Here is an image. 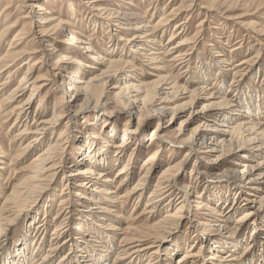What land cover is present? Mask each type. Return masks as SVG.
<instances>
[{
  "label": "bare ground",
  "instance_id": "1",
  "mask_svg": "<svg viewBox=\"0 0 264 264\" xmlns=\"http://www.w3.org/2000/svg\"><path fill=\"white\" fill-rule=\"evenodd\" d=\"M12 1L14 0H10L9 2ZM81 1L85 2L84 4L88 5L89 8L99 7L98 12L110 17V23H114V26L116 27L119 26V24H116L117 21H124L125 19L130 18L126 21L132 22L135 21L132 18H136L137 16L130 10L121 8L117 5L118 3L113 5L97 4L98 1H102L103 3L107 0ZM15 2H18L17 4L20 6L18 12L24 9V7L29 8V11L22 17V20H31L29 22L31 31L30 34L28 33L29 35H26L27 33L25 32H20L18 35L14 36L10 48L4 55L0 56V76L10 72L13 67H17L22 56L31 54L42 56L41 61L34 62V70L31 68L28 69L27 72L20 77V83L10 91L5 98L7 104L18 101L17 106L12 110L11 114L14 112L17 113V121L20 120L19 123H21L23 119L25 120L31 117L35 100L41 95L42 91L47 88L48 84L42 83L43 81H46V79L41 77L34 78L33 75L39 70L47 68V59L56 54L53 42L62 35L64 31V23L60 20L59 16L56 15H48V17H45L44 15L49 14V12L45 10V8H38L39 6H36L37 4L35 3V0H15ZM192 3L194 2L192 1ZM75 6V3L70 4L69 11L73 13V16L78 13ZM192 6L194 5L190 4L189 7L186 6L187 9H184L182 6L173 8L172 11L165 13L160 17L155 28L151 27L144 21L134 24L126 23L124 28H122L125 30H132L131 37L126 40V43H129L127 54L140 57L144 62L147 61L151 64H156L154 66L155 73H165L157 78H155V76L154 80L150 79L151 81H144L141 79L140 81H136L138 80L139 75L132 76V79L134 80H127L128 75L120 69H114L119 63H121V59L115 60L111 58L110 54L112 53L105 49H101L100 52L103 53L98 55V52L93 49L92 43H84L80 38L72 36L71 34L67 40V42H69L67 45L76 46L80 43L81 46H83L82 50L84 51V54H89V58L93 60L95 65L94 67L88 65L87 68L96 71L89 70L87 72V77H76L71 80V78L67 77V69H71L70 61L76 59L70 55L62 54L60 57L59 68L57 69L58 71L55 72V70H48L52 78L51 83L53 86H56L57 91L61 90L62 94H64L58 102L59 109L52 114L50 118L44 116L33 125L27 123L24 129L20 131L17 135L18 143H21L22 140L28 136H31L32 140L22 147V154L16 160H21V156L24 153L27 155V152L29 151L30 154H33V152L38 150L39 147H42L45 138H47L46 136H48L47 134L49 132L54 134L63 120L67 119L73 122L78 120L82 116L78 113L79 111L85 110V113H100L104 103L107 102L102 101L101 94L100 96L97 94L95 96L94 92H96L102 81H109L110 79V81H115L118 85L119 82L124 81L121 86L116 88H119V94H122L121 99L124 104V109L121 110H123L122 112H124L129 118V121L131 122L134 116H138L137 118L140 120H150L153 118L159 120L156 129L150 133L152 134L151 143H153L157 133L158 137H161L160 133L164 131V127L161 125L164 124L165 116H167L168 111L171 110L167 104L170 105V103H172L176 105L172 108L174 114L170 119V122L174 119L177 112L186 114L187 118L181 123V129L179 128L180 131L176 136L177 138L172 141L170 140V142L167 138L161 137L160 145H164L165 141L166 143L168 142L173 145L177 144L183 148L189 147V151L198 156L196 159L210 160L209 162L207 161V163L215 164L222 159L223 156L226 157V160L221 161V163H228L229 165L222 170L220 175H217V177L221 176L220 179H214L212 181L219 182L226 180L228 185H232V188L236 187L238 189L235 192L238 196L234 197L232 205H230L229 202V196H231L232 190L227 191L229 194L228 198L226 197V199H223L222 204H219L222 197L214 195L213 199H217V205L222 206V209L220 210L221 212L211 204L213 202L211 200L210 202L204 201L200 197L192 199L193 194L197 190V186L192 183H186L184 177L180 174L185 169L186 164L184 162H186V157L190 154L188 152L183 159L174 164L167 165L161 171L150 195L147 194L155 170L154 165L158 154L156 152L144 159L140 173L135 170L129 171L126 166H124L117 171L115 179L109 178V170L112 167L111 164L122 162L124 159L123 157L126 154L124 153L126 150H122V148H126L125 146L129 142L126 130L130 133L132 132L131 134L133 135L139 130V127L133 129L131 123L128 122V126L125 127L126 130L124 132L123 142L121 144L109 145L107 142L109 141L111 143L112 140L110 138H115V135H117L118 132L116 131L117 125H111L112 122L116 121H108L110 122L111 130H108L106 135L100 136L101 142L99 143L111 147L114 146V158L111 161L109 160V158H111L109 154L111 151L110 149L104 150L106 148H103L100 151L101 153H99L97 151L99 149L98 144L95 142L93 143L97 145V148L94 147L93 150L88 148L89 150L86 149L88 151H83V148H80L82 151L81 155L83 156V163L82 165L74 164V167H72V165L69 166L70 168H74V170L70 172L68 180L63 186V191L68 190L65 188L66 186L68 188L71 186L72 188L70 187L69 189H71L72 194H74L73 185H76L83 190L90 188L88 195L81 193L82 191H75V196L83 198L82 205H86L85 207L88 208L85 213L89 218L86 222H81L80 229L84 228L82 232H79L74 228V222L72 220L74 215L71 217L65 216L68 208L71 209L68 212L69 214L74 212L72 206L65 207V209L63 208V206L66 205H63L64 203L67 202V205L70 204V201L72 200L71 195L68 198L64 197V199L60 201V204L63 206L61 207V211L57 214V218L52 220L51 227H53V233L50 240H47L46 237L50 220H47L46 218H44V220L38 218L35 219L33 214H29L31 213L32 206L26 207L29 199L38 197L36 199V201H38L51 186V183L54 180L59 179L60 174L65 172V147L64 144L61 143L63 137H59L54 142L50 141L42 151L38 150L39 152L34 156L32 163L26 169L24 179L18 186L13 187L9 197L4 200L0 207V264H9L11 262L14 264H47L51 254L57 252L59 248H65L66 246H73L70 258L74 260L75 264H104L105 261H109L110 259L111 264H163V260L169 261L171 256H173V253H177L179 250L177 243L173 244L174 242L172 241L169 244L171 249L168 250L167 253H164L165 236L173 238L175 234H178L177 231L179 227L187 225L185 219H191L190 222L196 223L192 225V229H195L196 232H199L200 227L203 225L207 226V224L196 222V220H194L195 211H198L197 213H200V215L205 218L204 220L209 222L213 221V223L208 224V227L215 228L216 231L219 232L215 236H209L208 233L204 232V234L202 233L203 237L199 240L200 244H202L201 247L205 245L211 248L215 247V243H220V248L214 253V257H210L212 251L210 252L207 264H210V261L215 257L220 259V264H236L238 262V264L246 263L239 261L240 259L234 256L236 252L234 247L240 246L241 242L244 241V236L239 234L236 235V230H239L240 228L245 229L248 225H252L255 216L258 215L257 213L260 214V209L264 206V198H261L258 194L264 186V116L257 117L258 109L251 110L249 105L253 103L258 106V108L260 105L264 107V95L261 98L263 105L259 103V101L253 102V99L248 97L249 92L247 91L240 95V98H245L246 103L244 102L241 104L242 101L240 102L239 99L238 102H236L229 98V96L226 95L227 93L225 94V92L223 93V91H220L218 87L209 88L208 82L211 77V70L206 69L205 66L200 67V69H204V71L196 70L193 74L196 75V78L198 79L191 82L192 88L180 84L179 81H177L183 74L190 70V61L196 50L194 44L202 36V22H204V20L198 25L197 31H195L191 37L188 35V24L191 22V18L195 12V8H192ZM8 7L10 8V6ZM203 8L204 6L202 9ZM204 9L212 11V8L210 7ZM36 10L38 11V14L39 12L43 14L40 15V21L34 25V19L37 17V13H35ZM8 11L9 9L5 10V12ZM184 12L188 13L189 17L175 25L174 33L168 39V42L166 43L167 45H163L159 36L157 37V33H166L169 30L171 22L177 20ZM8 17L9 16L6 15V18ZM137 20L138 19H136V21ZM18 24L19 20L17 19L2 29L0 33V45L4 38H7V36L17 28ZM29 38H32V41L38 45L37 50L31 53L28 51V42H26ZM175 38L179 40L176 42L173 41ZM195 39L196 42L194 41ZM81 42L84 44L82 45ZM119 44L120 43H117V41L114 43L112 42V46L114 47H120ZM126 46L127 45L123 46V51H125ZM217 56L220 58L218 60L215 59L214 66L218 72H223L225 76L229 74L232 75L230 87L234 86L237 82V78L243 70L242 67L247 65V61L239 62L232 68L228 69L227 67L231 66V60L225 55L222 56L221 54H218ZM143 61L140 62L144 63ZM160 63L164 65H161ZM38 64H42V69L37 68ZM166 69H169L170 71L165 72ZM81 70L77 69L74 73L83 74ZM9 79L10 76L3 81V85L9 83ZM174 79H176L177 82H174ZM69 80L71 82H69ZM66 87L67 90H65ZM25 97L26 99H24ZM186 99H188V101H184ZM80 100H82L81 104L84 105L79 109L77 103ZM202 101H204V103L206 102V104L199 108L198 105ZM100 103H102V105H99ZM237 109H239L241 113H237ZM209 111H212L211 114H207ZM36 118L37 117H34V119ZM108 122H106V124ZM197 122V126L193 128L194 130L189 132L190 134L186 136V131H189L190 125ZM184 136H186V138ZM226 146H229L227 152L225 151ZM105 152L107 153L105 154ZM216 152H220V154L217 155L215 159L211 160V157H214ZM241 154H244L245 156L242 157L243 161L240 163L243 164V168L239 170V167L237 168V166H235L237 163H235L234 160H237L239 157L241 158ZM0 156H7L1 146ZM132 159L133 156L130 157L129 161H132ZM17 161L10 162L7 165L8 168L11 169V178L17 174ZM1 164H5V159L2 160ZM3 168L5 167L0 166V170H3ZM210 168L213 170L212 166ZM4 170H6V168ZM209 172L210 169L204 167L200 173L206 175L207 179H210L208 178ZM135 176H138V180L132 187L126 188V192L123 196H120V198L123 199L122 201L124 202L125 200V202L128 203L133 201L136 209L138 203L147 200L143 215L152 218L162 210H165V213L158 223L150 229H147V232H140V236L124 239L119 246H115V241L120 237L117 224L113 223L109 225L108 222L104 223L102 221L106 222L111 220V215L115 212L113 209L115 208V205L119 203L116 199L119 191L128 186ZM107 183L110 187L106 185ZM114 185L117 187L115 188ZM246 186H250L251 190L254 191L253 197L247 196L248 194L245 192ZM100 193L102 194V198H99L98 196ZM65 194L66 193L63 192V195L61 194V196H65ZM21 200H23L22 202L24 203H22ZM78 200L81 199L78 198ZM94 202L95 204L91 206L90 203ZM76 203L78 202L76 201ZM239 204L243 205L241 206ZM226 205H228V207L226 208V212H224L225 210H223V207ZM247 208L250 209L237 219L238 222L235 224L236 228L234 231L227 232V229L229 228L228 223L234 210H245ZM45 213H47V209L45 210ZM24 217L31 218L32 224H26L24 226L26 234H20L15 237L17 238L16 245L9 250L5 243L10 242L11 232L18 228L19 225L23 224ZM33 223L37 225L33 235L35 251L30 254L28 253L29 244L27 243L28 239L26 235L33 229ZM115 223H117V218ZM87 232H91L96 240L88 237L84 239L83 236ZM223 232L226 233V235H223ZM219 236L222 240L219 238L218 241H215ZM252 242L257 244L260 243L259 245L262 243V241L259 242L256 239ZM46 243L49 244V247L46 254L43 255L42 249ZM74 243L77 244V246L74 245ZM193 245L183 257H180L178 264L188 261H192V264H196L195 261L197 260L191 258H198L199 254L198 252H195ZM229 247L232 249L227 251ZM250 247L251 246H247L240 256L247 257L250 252L253 251ZM5 252L9 253L8 258H5ZM80 252H82V254L77 256V253ZM231 252H234V254H230ZM219 253H226L230 258L227 256H225L227 257L225 258L223 255L221 257ZM67 255L68 252L63 255L62 258L67 257ZM147 256L148 259L142 263V259ZM163 256L166 257V259H163ZM68 258H66V260ZM63 263L64 260L58 264ZM166 264L171 263L166 262Z\"/></svg>",
  "mask_w": 264,
  "mask_h": 264
},
{
  "label": "rangeland",
  "instance_id": "2",
  "mask_svg": "<svg viewBox=\"0 0 264 264\" xmlns=\"http://www.w3.org/2000/svg\"><path fill=\"white\" fill-rule=\"evenodd\" d=\"M9 1L10 0H0V33L2 29L6 27V25L16 21L17 19L19 20V24L17 28L14 29L11 34L7 36V38H4L3 42L1 43L0 56L4 55L6 51L10 48L12 41L14 40V36L18 35V33L20 32H25L27 33L26 35H29L31 31L29 25V22L31 20H22V17L27 14L29 8L24 7V9L18 12L20 8V6H18L19 4H17L18 2H15V0L12 2ZM192 1L194 3H192ZM35 3L37 4V7L39 6L38 8H45V10L49 12V14L44 15L45 17H48V15L59 16L60 20H62L64 23V31L62 35L59 36L57 40L53 42V46L56 49V54L47 59L48 67L42 69V64L37 65V68H41L42 70H39L38 72L34 73L33 77H41L43 79H46V81H43L42 83H46L48 85L47 88L42 91L41 95L37 99L35 98L36 100L33 105V112L31 117L25 120L23 119L21 123H19L20 120L17 121V113L14 112L11 114L12 110H14V108L17 106L18 101H15L11 104H7V102H5V98L6 96H8L10 91H12L20 83V77H22L28 69L31 68L32 70H34V62L41 61L42 56L36 54L22 56V58L19 60V63L17 64V67H13L10 72H7L0 76V146L7 154L6 157L0 156V166L5 167L7 170H4L5 168H3V170H0V207L3 204L4 200L9 197L13 187L18 186L24 179L26 169L32 163L34 156L39 151H42L50 141L54 142L59 137H63L61 143H63L65 147V172L60 174L59 179H56L51 183V186L46 190L48 192L45 191V193L38 201H36L38 197L34 198L33 195L32 197L34 199H29L26 207L32 206L31 213L29 214H33V217L35 219L38 218L44 220V218H46L47 220H50V225L48 226L46 233L47 240H50L53 233V227H51L52 220H55L57 218V214L61 211V207L65 204L66 205L63 206L64 209L65 207L72 206L74 210L73 213L69 214L68 212L71 209L68 208V211L66 212L65 216L71 217L74 215L72 219L74 222V228H76L79 232H82L84 228L80 229V226L82 221L86 222V220L89 218V216L85 213L88 208L85 207L86 205H82L83 198L75 196V191H82L81 193H85L86 195H88V193L90 192V188L83 190L81 188H78L76 185H73L74 194H72L71 189H69L71 186H69V188L66 186L65 188H67L68 190L64 191L63 186L66 184L70 172L74 170V168H70L69 166L72 165V167H74L77 164L82 165L83 163V156L81 155L82 151L80 150V148H83V151H88L89 149L93 150L94 147L97 148V145L95 144L97 143L99 147L97 151L99 153H101L100 151L103 148H106L104 150L110 149L111 151L109 152V154L111 158H109V160L111 161L114 158V146L111 147L99 143L101 142L100 136L106 135L108 130H111V121L117 122H112L111 125H117L116 131L118 132V134L115 135V138H110L112 141L111 143L109 141L107 142L109 145L121 144L123 142L124 132L126 130L125 127L128 126V122L131 123V127L133 126V129L139 127V130L133 135L131 134L132 132L130 133L128 130H126L129 142L126 144V148H122V150H126L124 152L126 154L124 155V159L122 160V162H119L118 164H111V169H108L109 178L115 179L117 171L123 168L124 166H126L127 170L129 171L135 170L136 172L140 173V169L143 166L144 159L156 152L158 154L154 165L155 170L147 194L150 195L154 189L153 187L155 186L161 171L167 165L174 164L183 159L185 157V154L188 152L190 154L188 157H186V162H184L186 164L185 169L180 174H182L181 176L184 177V181L186 183H192L193 185L197 186V190L193 194L192 199L200 197L204 201L210 202L211 200L213 201L211 204H213L220 211L222 209V206L217 205L218 201L217 199H213L214 195L222 197V199H220L219 201V204H222L223 199H226V197L228 198L229 194L227 193V191L232 190L231 196H229V202L230 205H232V200L235 196H238L235 193L238 189L236 187L232 188V185H228L226 180L219 182L212 181L214 179H220L221 176L217 177V175H220L222 170H224L229 165L228 163H221V161L226 160V157L223 156L224 158L222 157V159H220L215 164L207 163V161L209 162L210 160H201L199 158L196 159L198 156L196 154H192L189 151V147H187V149L180 147L177 144L173 145L168 142L166 143L165 141L164 145H160V141L162 139L161 137H165L169 141L175 140V138H177V134H179L178 132L181 129V123L187 118L186 114L177 112L174 116V119L170 122V119L173 117L174 114L172 108L174 107V105H176L172 103H170V105L166 103L167 106L171 108V110L168 111V115L165 116V122L163 125H161L162 127H164V131L160 133L161 137H158L157 133L156 137L153 140V143H151L152 134L150 133L156 129L159 120L156 118L150 120H140L139 118H137L138 116H134V118H132V121H129V118L125 115L124 112H122L123 110H121L124 109V104L121 99L122 94H119L120 90L119 88H116L121 86L124 81L119 82V85L115 83V81H110V79L109 81H102L99 84L100 86H98L96 92H94L95 96L96 94L99 96L101 94L102 101L107 102L104 103L103 108L101 109L102 111L100 113H85V110H81L78 113H80L82 116L78 120L74 122L71 120L69 121L67 119L63 120L60 127L54 132V134L52 132H49L47 134L48 136H46L47 138H45L44 144L42 145V147L38 148L39 151L36 150L35 152H33V154H30L28 151L27 155L26 153H24L21 156V160L19 161H17L16 159H18L19 156L22 154V147H24L30 140H32V137H25V139L22 140L21 143H18L17 135L20 133L21 130L24 129L27 123L33 125L38 120H41V118H43L44 116L50 118L52 114H54L59 109L58 102L64 94H62L61 90L57 91L56 86H53V84L51 83L52 78L50 76L51 74L49 73V71H58L57 69L59 68V62L61 59L60 57L62 56V54L70 55L74 57V59H76L74 61H70L71 69H67V77L71 78V80L76 77H87V72L89 70L96 71L94 69L87 68L88 65L92 67H94L95 65L93 60L89 58L90 55L87 54V56L84 54V51L82 50L83 46H81L80 43L76 46L67 45L69 43L67 42V40L69 39V36L71 34L72 36H77L78 38H80L81 41H83L84 43H92L93 49L98 52V55L103 53L100 52L101 49H105L109 50V52L112 53L110 54L111 58L115 60L121 59V63H119V65H117V67L114 69H120L126 75H128L127 80H131L132 76L139 75V78L136 81H140V79L144 81H151L152 79L154 80L155 78L160 77L165 73H155L154 66L156 64H151L147 61L144 62L140 57H135L131 56L130 54H127V51L129 50V43H126V40L131 37L132 30H125L122 28H124L126 23L134 24L139 23L141 21L147 22V24L155 28V26L160 20V17L163 14L169 13L170 11H172L173 8L179 6H182L184 9H187L186 6L189 7L190 4L194 5L192 6V8H195V12L191 18V22L188 24V35L191 37L193 33L197 31L198 25L204 20V22H202V36L197 40V42L196 39L194 40L196 42L194 44L196 50L193 58L190 61V70H188L187 73L183 74L182 77L179 78L177 81H179L180 84L192 88L191 82H193V80L195 81L198 79L196 78V75L193 74L196 72V70L204 71V69H200V67L205 66L206 69L211 70V77L209 78L208 82L209 88L218 87L220 91H223V93L225 92V94L227 93L226 95L234 101L238 102V99L240 100V102L242 101L241 104L244 102L246 103V100L245 98H240V95L247 91L249 92L248 97L253 99V102L259 101V103L263 105L261 98L264 95V0H107L103 3L102 1H98L97 4L101 3L113 5L118 3L117 5H119L121 8L128 9L137 15L136 18H132L135 20L132 22L126 21L130 18H127L124 21H117L116 24H119L118 27L114 26V23H110V17L98 12L99 7L89 8L88 5L84 4L85 2H82L81 0H35ZM71 3H75V7L78 11V13L74 14V16L73 13L69 11ZM8 6H10V8ZM203 6L204 8H212V11H208L204 8L202 9ZM6 9H9V11L5 12ZM35 13H37V17H35L34 19V25L38 23V21H40V15L43 14L41 12H39L38 14L37 10ZM6 15L9 17L6 18ZM188 17L189 14L184 12L183 15L180 16L177 20L171 22L169 30L166 33H157V37L159 36V39L163 42V45H167L166 43L168 42V39L174 33L175 25ZM136 19L138 20L136 21ZM178 40L179 39L175 38V40L173 41L176 42ZM115 41H117V43H120V47L112 46V42L114 43ZM26 42H28L27 47L30 53L37 50L38 45L32 41V38L27 39ZM83 42H81L82 45L84 44ZM79 45L81 46L80 49ZM124 45H127L125 47V51H123L122 49ZM218 54H221L222 56L225 55L231 60V66L227 67L228 69L232 68L235 64L239 62L247 61V65H244L242 67L243 70L240 76L237 78V82L234 86L230 87L232 75L229 74L225 76L223 72H218V70L214 66L215 59L218 60L220 58L217 56ZM138 59L140 61H143L144 63L140 62ZM77 69H82L81 71L83 72V74L74 73L75 71H77ZM168 71L170 70H165V72ZM9 76L10 82L6 83V85H3V81L6 80ZM177 81L176 79H174V82ZM69 82L71 81L69 80ZM65 90H67V87L65 88ZM26 97L24 99H26ZM184 101H188V99ZM81 103L82 100L77 103L79 105V109L81 108V106L84 105ZM204 104H206V102L204 103V101H202L198 105L199 108L204 106ZM99 105H102V103H100ZM249 106L251 110L258 109L257 117L264 116V107L260 105V107L258 108V106L253 103ZM237 110L238 111L236 112L239 113V109ZM211 112L212 111H209L207 114H211ZM34 117L37 118L34 119ZM106 122L108 123L106 124ZM197 124L198 122L190 125L189 131H186V136L190 134L189 132H192L194 130L193 128H195ZM186 136L184 137L186 138ZM228 150L229 146H226L225 151L227 152ZM106 153L107 152H105V154ZM219 154L220 152H216L214 157H211V160L215 159V157ZM131 156H133V159L132 161H129ZM243 156L245 155L241 154V158L239 157L237 160H234L235 163H237L235 164V166H237V168L239 167V170L243 168V164H240L243 161ZM3 159H5V164H1ZM13 161L18 162V167L16 166L18 169L17 174L11 178V169H9L7 165ZM211 166L213 167V170H211ZM204 167H208L210 169V172L208 174V178L210 179H207L206 175L200 173L202 172V168ZM137 180L138 176H135L133 181L130 182V184L128 185L129 187L126 186L124 189H121L119 191V194L116 197L119 203L116 204L115 208L113 209V211L115 212H113L114 214L111 215V220H108L106 222L102 221L104 223L108 222L109 225L113 223L117 224L119 228L120 237L119 239H117V241H115V246H119V244H121L122 240L124 239L140 236L141 233L147 232V229H150L152 226L158 223L162 218L163 214L165 213V210H162L152 218L150 216L143 215L144 207L147 203V200L142 203H138L136 209L133 201L129 203L125 202V200L124 202L122 201L123 199L120 198V196H123V194L126 192V188L132 187ZM106 185H108V183ZM114 187L116 188L117 186L114 185ZM261 191L258 192V194L259 196H261V198H264V186ZM63 192L66 193L65 196H61V194L63 195ZM245 192L248 194L247 196L249 197H253L254 195V191L251 190L250 186H246ZM70 195L72 199L70 201V204L67 205L66 202L61 205L60 201L64 199V197L68 198ZM98 196L99 198H102L101 193ZM78 198H80L81 200H78ZM22 201L23 200H21V202ZM76 201L78 203H76ZM94 204L95 202L90 203L91 206H93ZM239 205L242 206L243 204ZM227 207L228 205L223 207V210H225L224 212H226ZM46 209L47 213H45ZM249 209L250 208H247L245 210L241 209L238 211L234 210V213L228 223L229 228L227 229V232L234 231V229L236 228L235 224L238 222L237 219ZM260 210V214L257 213L258 215L255 216L252 225H248L245 229L240 228L239 230H236V235H243L244 241L241 242L240 246L234 247L236 250L235 254L234 252H231L230 254H234L235 257H238L240 259L239 261L246 262L244 264H264V206ZM197 212L198 211H195L194 220H196V222H202L203 224H207V226L203 225L202 227H200V231L196 232L195 229H192V225L196 223L190 222L191 219H185V222H187L186 224L188 226L182 225L181 227H179L177 231L178 234H175L173 238L165 236L164 253H167L168 250L171 249L169 247V244L172 241L174 242L173 244L177 243V245L179 246V250L177 251V253H173V256H171V259H169V261L163 260V264H166V262H170L171 264H178L180 257H183L187 253V251H189L193 244L195 252H198L199 257L191 259L197 260L195 261L196 264H207L210 252L212 251V255L210 257H214V253L217 252V250L220 248V243H215V247L211 248L205 245L201 247L202 244H200L199 240H201V237H203L202 233L204 234V232H206L209 234V236H215L219 232L216 231L215 228L208 227V224L213 223V221L209 222L204 220L205 218H203L200 213ZM116 218L117 223H115ZM26 224H32L31 218L24 217L23 224L19 225L20 228L18 227L11 232L10 242L5 243L6 247L9 250H11L16 245L17 238L15 237L19 236L20 234H26V230L24 229V226ZM36 226L37 225L33 223V229L30 231V233H27L26 235L28 239L27 243L29 244L28 253L30 254L35 251L33 235ZM223 235H226V233L223 232ZM86 237L96 240L95 236L91 232H87L83 236L84 239ZM219 238L221 237L219 236L216 240H214L218 241ZM253 239H256L259 242L262 241L261 245H259L260 243L257 244L255 242H252L254 241ZM220 240H222V238ZM74 245L77 246V244L75 243ZM247 246H251L250 249H253V251L250 252L247 257L240 256L242 255ZM48 247L49 244L46 243L42 249L43 255L46 254ZM72 247L66 246L65 248H59L57 252L51 254V257L47 261V264H58L62 260H64L63 264H75L74 260L70 258ZM231 249L232 248L229 247L227 251H230ZM67 252V257L62 258V256L65 255ZM80 254H82V252L77 253V256H79ZM222 255L223 257H229V255L226 253L220 254L221 257ZM4 256L5 258H8L9 253L5 252ZM66 258L68 259L66 260ZM147 259L148 256L143 258L142 263ZM163 259H166V257L163 256ZM109 261H105L104 264H111V259ZM219 261L220 259L215 257L213 260L210 261V264H220ZM9 264L14 263L11 262ZM182 264H192V261L182 262Z\"/></svg>",
  "mask_w": 264,
  "mask_h": 264
}]
</instances>
